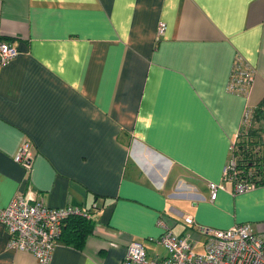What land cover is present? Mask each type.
Returning <instances> with one entry per match:
<instances>
[{"label":"crops","instance_id":"1","mask_svg":"<svg viewBox=\"0 0 264 264\" xmlns=\"http://www.w3.org/2000/svg\"><path fill=\"white\" fill-rule=\"evenodd\" d=\"M0 41L18 50L0 70V207L19 190L98 205L82 248L59 242L51 264H120L132 241L159 254V218L200 249L184 216L264 232V186L208 188L264 97V0H0ZM236 55L255 71L248 96L228 90ZM24 139L30 172L13 159ZM8 239L0 223V264H38Z\"/></svg>","mask_w":264,"mask_h":264},{"label":"built area","instance_id":"2","mask_svg":"<svg viewBox=\"0 0 264 264\" xmlns=\"http://www.w3.org/2000/svg\"><path fill=\"white\" fill-rule=\"evenodd\" d=\"M160 23L158 34L164 31ZM18 54L15 46L0 41V70ZM255 79L254 69L240 56L232 63L228 90L237 95L250 94ZM255 106L243 110L238 131L229 143V155L222 170L221 182H209L210 199L216 197L218 190L231 187L233 194H242L258 187L255 177L256 167L244 170L245 158L241 151L247 152L251 163H257V156L263 153V145L249 137L253 124ZM248 140L246 144L243 141ZM16 163L30 172L33 156L29 140L24 139L13 156ZM253 161V162H252ZM31 191H17L10 202L0 207V223L8 232L7 248L32 253L38 264H51L52 254L58 245L62 226L68 217L79 216L91 219L96 209L83 208L81 205L67 203L61 207H50L39 202ZM184 222L196 227L205 236L201 251L196 249L197 240L178 236L162 218L156 221L161 228L158 237L151 241L162 245L167 254L159 257L148 253L144 245L132 241L126 247L120 264H264V232L256 230L253 223H235L227 228H214L197 225L191 216H184Z\"/></svg>","mask_w":264,"mask_h":264},{"label":"trees","instance_id":"3","mask_svg":"<svg viewBox=\"0 0 264 264\" xmlns=\"http://www.w3.org/2000/svg\"><path fill=\"white\" fill-rule=\"evenodd\" d=\"M255 122H257L258 128H255ZM261 132L264 133V97L261 99V101L255 106L254 116H253V124L249 132V138L252 140L259 141L263 147H264V141L263 137L261 135ZM246 144H249L250 142L248 140L243 141ZM245 160H244V170H247L248 167H256V170L258 172L259 176L255 177V182L258 187L264 186V149L263 153L261 155L257 156V163H251L250 158L248 157V153L241 151ZM253 162V161H252ZM96 203H93L91 207L88 209L93 208L96 206ZM96 209H98V205L96 206ZM93 232V223L90 219H84L79 216H72L68 217L61 229V233L59 235V242L64 243L65 245L72 246L74 248H82L84 241L86 237ZM159 236V235H158ZM157 236V237H158ZM155 238V237H154ZM58 242V243H59ZM155 242V241H153ZM155 244L160 245L155 242ZM164 250L165 248L160 245ZM145 247V246H144ZM149 253V252H148ZM167 252L165 250L164 255L159 254H151V255H157L159 257L166 256Z\"/></svg>","mask_w":264,"mask_h":264},{"label":"rangeland","instance_id":"4","mask_svg":"<svg viewBox=\"0 0 264 264\" xmlns=\"http://www.w3.org/2000/svg\"><path fill=\"white\" fill-rule=\"evenodd\" d=\"M143 244H144V246H146V248H148V249L150 248L148 242H145V243H143ZM158 246H159V245H158ZM196 249L199 250V251H201V249L199 248V245L196 246ZM149 251H150V250H149ZM157 251H158V253L161 254V255L165 254V250H164L161 246L158 247Z\"/></svg>","mask_w":264,"mask_h":264}]
</instances>
